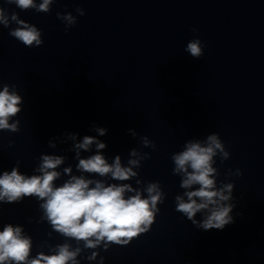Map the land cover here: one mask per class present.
<instances>
[{
	"label": "clouds",
	"instance_id": "9594fccd",
	"mask_svg": "<svg viewBox=\"0 0 264 264\" xmlns=\"http://www.w3.org/2000/svg\"><path fill=\"white\" fill-rule=\"evenodd\" d=\"M8 3H15L21 9L35 7L34 0H7ZM51 0H43L39 5L40 11H47ZM11 19L21 27L13 30L10 35L21 40L25 45L31 46L33 42L40 45V33L35 27H31L23 20H18L15 13ZM70 23L74 22L71 16L65 17ZM0 23L8 26L9 20L4 10L0 8ZM200 40H194L187 45V51L193 57L202 55ZM21 97L15 92H10L8 86L0 91V130L18 131V121L10 124L9 118L20 112L18 105ZM101 135L104 129L98 130ZM95 141L94 137L85 136L83 142L76 147L87 150ZM97 143V147H105L103 143ZM220 150L224 157L223 145L216 135L208 137V146L202 147L200 143H189L186 150L173 157L175 171L184 172L185 178L181 187L190 188L198 184L199 188L186 193L187 202L177 196L176 210L184 213L189 220H193L196 213L208 209L209 215L200 225L205 230L223 229L232 220L229 213L231 205H223L221 201H227L228 195L224 190H215V181L211 178L216 171L212 167V158ZM132 155H136L133 151ZM39 171L42 175L26 177L19 174L14 168L11 173L5 171L0 175V201L6 203L17 202L25 196H36L45 202L41 205L47 220L55 231L76 240L86 242V247L94 248L101 241L124 242L122 238L131 239L139 233L145 232L153 222V209L161 198L157 184H150L147 187L149 194L143 199L139 192L125 199V192L134 191L131 185L124 184L117 186L111 184L105 186L102 182L96 181L95 187H89L92 180L73 176L60 187L54 186V181L60 173L55 171L63 160L61 157L44 156ZM130 164L137 165L138 161L131 160ZM78 167L85 172L98 173L101 176L111 173L113 179L127 180L136 173L131 167H122L120 158L110 165L100 154L88 159H81ZM191 168V171L188 169ZM71 169H65L70 172ZM230 192L232 185L225 186ZM201 202H197V199ZM193 223H196L193 220ZM94 238V239H93ZM32 242L30 238L22 235L20 227H13L8 224L0 231V264H68L75 261L79 249L70 251L67 244L58 246L56 254L46 256L42 253L34 259H29ZM95 253L93 254L94 258Z\"/></svg>",
	"mask_w": 264,
	"mask_h": 264
}]
</instances>
